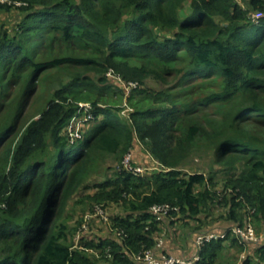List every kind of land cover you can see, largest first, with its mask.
I'll list each match as a JSON object with an SVG mask.
<instances>
[{"label": "trees", "instance_id": "trees-1", "mask_svg": "<svg viewBox=\"0 0 264 264\" xmlns=\"http://www.w3.org/2000/svg\"><path fill=\"white\" fill-rule=\"evenodd\" d=\"M12 8L17 10L15 29L9 33L0 22V62H12L14 72L29 68L34 75L46 66L67 64L98 74L110 68L140 85L149 75L163 82L170 76L176 82L218 78L220 90L209 89L198 103L234 101L208 140L213 162L221 166L223 184L217 185L213 175L179 169L178 156L160 148L163 122L149 124L146 118L162 108L132 102L127 119L114 107L92 101L94 124L85 131L93 121L86 122L81 138L70 142L66 125L78 104L63 91L77 85L101 92L108 87L106 76L99 77L98 86L77 72L54 91L37 117L18 129L31 82L24 78L23 95L0 123V264H143L136 256L152 250L162 223L189 221L196 222L195 236L225 234L205 242L192 264H232L221 256L232 245L246 248L241 264H264V244L241 243L231 231L252 219L264 227V0H0V18ZM253 13L259 17L253 19ZM50 31L68 41L77 36L96 54L39 62L35 56L41 41L35 39ZM137 55L156 59L163 69L147 68L134 61ZM181 56L188 60L183 72L171 64ZM140 85L127 100L169 96ZM199 131L196 124L188 126L185 141L192 142ZM137 136L150 137V150L163 167L145 175L122 169L96 183L91 200L116 205L108 212L110 232L101 236L99 229L87 228V237L73 247L66 226L58 222L66 201L106 157L121 159L131 152ZM155 205H168V214L157 220L151 212ZM217 209L223 214L214 218ZM210 220H223L225 228Z\"/></svg>", "mask_w": 264, "mask_h": 264}, {"label": "rangeland", "instance_id": "rangeland-1", "mask_svg": "<svg viewBox=\"0 0 264 264\" xmlns=\"http://www.w3.org/2000/svg\"><path fill=\"white\" fill-rule=\"evenodd\" d=\"M188 7V6H187ZM17 18V10L12 8L10 11L4 12L1 15L0 22L5 28H9V33L12 32L14 20ZM14 32V31H13ZM46 32V31H45ZM41 34V33H40ZM28 38V37H27ZM24 38V40H28ZM34 39V38H32ZM35 40L38 42V51H36L35 58L39 62H48L55 59V57L66 56H92L96 54L84 41L79 37L74 36L70 41L62 39L57 33L50 31L42 39L37 37ZM88 53H87V52ZM134 61L145 65L147 68L161 71L163 64L154 58H145L143 56H135ZM188 60L185 56H181L178 60L172 62V66L183 72L184 67L187 65ZM25 69V68H24ZM110 70V68L108 69ZM98 74L94 71H86L77 66L64 65H49L40 70L36 74H31L29 68L27 71L20 73L14 72L12 62H0V123L7 121L11 113L15 109L16 103L23 95L26 89V84L31 80L29 85V92L27 94V103L24 107L22 115L20 116L17 127L22 128L33 118L37 117L43 108L53 97L56 89L68 85L77 72L88 75L93 78L98 86L102 85L99 82V77L106 76L107 80L104 85L108 86L106 89L95 90L82 86H73L70 91H63V94L68 97L72 102L77 104H89L91 107L92 101H95L101 106L114 107L116 113L121 118H129V113L133 110L131 103L135 102L138 106L162 108V112L155 113L147 117L146 122L149 124H157L163 122L164 135L161 136L160 148H167L170 157L178 156L179 169L185 172L199 171L205 175H213L217 185L223 184L221 166L213 162L214 148L209 144L211 138L216 130H219L222 117L231 108L234 99L227 102H215L210 104L198 103V98L204 97L211 90H220L221 84L218 78L209 80H202L199 78L186 79L184 81L176 82L175 77H167L168 82H163L158 78L149 75L143 85L138 84L136 81H125L119 75L111 71ZM113 70V69H111ZM24 78L28 81L24 83ZM207 84L211 87L208 89ZM143 87L152 90L153 92L163 90L169 94L168 98L164 95L157 97L153 100L151 97L139 100L136 95L135 100H127L128 94H131L135 87ZM147 95V94H145ZM143 97V96H141ZM167 100V101H166ZM94 104V103H93ZM173 107V109H172ZM171 109L173 111H171ZM117 114L116 118H120ZM91 121V120H90ZM93 121V119H92ZM89 122L86 125L87 131L92 125ZM196 124L199 126V133L196 134L192 142H186L185 136L187 134L188 126ZM83 128V130H84ZM152 131L154 126L148 127ZM131 157L133 165L149 167V171H157L162 168L158 158L150 150V137L145 136L140 138L137 136L136 145L134 149L121 159L115 156L106 157L96 169L91 170L85 181L80 185L70 198L66 201L59 217L58 222L66 226V236L68 242H75L73 247L77 246L79 239L86 236V229H99V235H107L109 230L108 212L116 209V205L107 206L105 203H96L91 200L90 196L95 192L94 185L98 182L106 181L108 178L115 175L125 168L124 162ZM133 157V159H132ZM3 162L0 155V170ZM213 172V173H212ZM145 173L143 175H145ZM106 216V217H105ZM211 222H214L210 220ZM250 225L254 228L257 236H261L257 241L264 244V227L259 226L256 221L250 220ZM181 228L179 234L184 238L186 231ZM186 230L187 227L185 228ZM162 233L161 235H163ZM89 235V234H88ZM91 236L94 234L91 233ZM100 236V237H101ZM87 237V236H86ZM90 236H88V239ZM180 239V238H178ZM194 242V241H193ZM246 244V243H244ZM89 254H94L93 250H86ZM242 250L235 246H227L221 252L224 261L232 264H241L247 252L241 253ZM176 255V254H174ZM218 262V260H217ZM216 262V263H217ZM105 264V263H102Z\"/></svg>", "mask_w": 264, "mask_h": 264}, {"label": "built area", "instance_id": "built-area-1", "mask_svg": "<svg viewBox=\"0 0 264 264\" xmlns=\"http://www.w3.org/2000/svg\"><path fill=\"white\" fill-rule=\"evenodd\" d=\"M258 17V14H252L253 19H257ZM91 108L92 107H90L89 104H78L77 112L69 119L66 125V132L70 142H74L81 138L84 124L93 119V116L91 115ZM128 159L129 161L127 160L126 162H124V169L128 170L132 174L143 175L145 172H147V170H150L149 167L146 166H137V164L133 165L131 157ZM169 209L170 207L168 205H155L151 207V212L155 215V218L157 220H160L162 216L168 214ZM231 231L241 243L257 242L259 241L258 239L261 238V236H257L254 228L250 225L249 222L244 226H232ZM224 235L225 234L223 232H206L197 234L193 242L194 252L189 257H182L179 255H174L172 253L156 254L151 250H147L142 255L136 256V259L143 264H192L195 261L199 260V250L205 242H209L218 238H223Z\"/></svg>", "mask_w": 264, "mask_h": 264}, {"label": "crops", "instance_id": "crops-1", "mask_svg": "<svg viewBox=\"0 0 264 264\" xmlns=\"http://www.w3.org/2000/svg\"><path fill=\"white\" fill-rule=\"evenodd\" d=\"M223 214L222 209H217L213 212L212 216L215 218L216 216ZM211 225L216 228H225V223L222 222L223 220H213ZM219 222V223H218ZM165 223V222H164ZM196 225V222L189 221V224H161L160 230L157 233L155 245L151 248L152 252L156 254H163V253H172L182 257H189L194 252L193 241L195 238V233L193 232V227ZM187 227L188 230L185 228ZM183 228L186 231V235L184 238L180 236L179 232ZM182 229V230H183ZM183 230V231H184ZM164 233L163 235H161ZM180 238V239H178ZM246 248L242 250L241 253H245Z\"/></svg>", "mask_w": 264, "mask_h": 264}]
</instances>
